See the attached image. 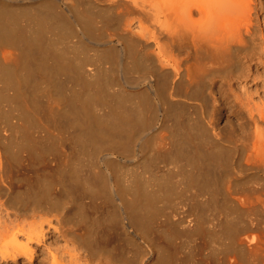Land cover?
Segmentation results:
<instances>
[{
    "label": "bare ground",
    "instance_id": "1",
    "mask_svg": "<svg viewBox=\"0 0 264 264\" xmlns=\"http://www.w3.org/2000/svg\"><path fill=\"white\" fill-rule=\"evenodd\" d=\"M263 12L0 0L1 264H264Z\"/></svg>",
    "mask_w": 264,
    "mask_h": 264
},
{
    "label": "rangeland",
    "instance_id": "2",
    "mask_svg": "<svg viewBox=\"0 0 264 264\" xmlns=\"http://www.w3.org/2000/svg\"><path fill=\"white\" fill-rule=\"evenodd\" d=\"M262 2H263V5H264V0H261ZM264 13V12H263ZM230 109L232 110V107H230L227 111H226V113L223 115V117H222V120H221V126L222 127H224L225 128V130H223L224 131V135L226 134L227 136H229L230 135V133H228L229 131L231 132L232 130L230 129V128H232L231 126L233 125V124H236L237 123V121H238V114L237 113H235L233 110H232V112H230ZM232 113V114H231ZM236 114V116H235V114ZM228 118V119H227ZM233 118V119H232ZM237 118V119H236ZM227 120H228V122L229 123H233V124H229L228 122H227ZM230 120V121H229ZM234 120H235V122H234ZM237 120V121H236ZM227 123H228V125H227ZM224 125V126H223ZM231 125V126H230ZM226 126V127H225ZM227 127H229V128H227ZM227 128V129H226ZM228 129H230V130H228ZM182 210L184 209V208H181ZM186 209V208H185ZM184 209V210H185ZM0 215H2V213H0ZM176 240V239H175ZM178 240V239H177ZM185 249V251L183 250L182 252H183V254H182V252L180 253V259H181V261H180V259L178 260V264H200V262H199V256L198 255H196L195 254V252L193 251V252H190L189 251V249H187L186 247H184ZM189 252H188V251ZM186 251H187V253H186ZM192 253V254H191ZM187 255V256H186ZM196 255V256H195ZM194 256V257H193ZM186 258V257H188V259H185L183 262H182V259L183 258ZM196 257H197V259H196ZM24 260V261H23ZM195 260V261H194ZM26 260L25 259H23V258H21L20 259V261H19V264H31V263H29V262H25ZM180 261V262H179ZM8 263L7 264H13V261L11 260H8L7 261ZM191 262H193V263H191ZM2 262L0 261V264H1ZM4 264V263H3ZM33 264H39L38 263V261H34V263Z\"/></svg>",
    "mask_w": 264,
    "mask_h": 264
}]
</instances>
